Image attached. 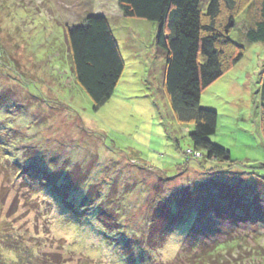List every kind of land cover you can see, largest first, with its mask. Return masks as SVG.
Masks as SVG:
<instances>
[{"label": "rangeland", "instance_id": "374dc122", "mask_svg": "<svg viewBox=\"0 0 264 264\" xmlns=\"http://www.w3.org/2000/svg\"><path fill=\"white\" fill-rule=\"evenodd\" d=\"M237 1L229 37L245 48L244 58L201 96V107L219 115L209 140L231 153L222 163L195 154L194 124L174 115L157 25L123 17L118 0H0V264H128L124 249L137 264H172L180 254L185 263L198 206L157 250L148 231L158 202L200 188V198H257L251 205L264 210V42L245 37L260 4ZM91 16L108 19L125 62L98 110L75 83L66 40L67 27ZM98 207L111 213L108 228ZM259 231L233 233L243 238L234 256L207 264H264Z\"/></svg>", "mask_w": 264, "mask_h": 264}, {"label": "trees", "instance_id": "16d2710c", "mask_svg": "<svg viewBox=\"0 0 264 264\" xmlns=\"http://www.w3.org/2000/svg\"><path fill=\"white\" fill-rule=\"evenodd\" d=\"M257 1L260 4V19L245 33L249 43L264 42V0ZM118 5L123 17L157 25L155 44L166 58L165 93L176 119L182 124L195 126V131L190 134L195 154L202 157L201 153H205L208 160L230 163L231 153L209 140L217 132L219 115L201 107V96L244 58L245 48L229 37L241 13L238 1L118 0ZM66 40L75 83L85 91L98 110L112 98L125 72V62L108 19L91 16L83 25L67 27ZM260 96L261 131L264 137V78ZM42 183L45 193H52L47 182L44 180ZM205 186L200 185L202 189ZM158 188L156 194L162 187ZM198 191L200 188L188 193L182 190L171 204L161 201L153 208L148 242L158 250L164 246L172 230L188 220L189 211L198 206L196 220L185 240L193 250L185 251V263L180 262L183 256L180 254L172 264H207L214 258L221 259L224 253L232 257V250L240 248L243 240L241 237L234 238L233 233L241 229H253L254 232L264 229V214L261 213L264 210L252 206V201L255 202L257 198L250 201L251 205L243 198H200L204 190L197 196ZM89 204L94 205L93 202ZM98 210L97 219L108 228L105 216L111 215L107 212L109 209L98 207ZM115 214V221L119 225V214ZM207 234L216 238H207ZM124 254L128 264L138 263L135 255L127 254L125 249ZM236 257L242 256L237 254Z\"/></svg>", "mask_w": 264, "mask_h": 264}, {"label": "crops", "instance_id": "0c3cea01", "mask_svg": "<svg viewBox=\"0 0 264 264\" xmlns=\"http://www.w3.org/2000/svg\"><path fill=\"white\" fill-rule=\"evenodd\" d=\"M165 57V56H164ZM165 60H166V58H165ZM166 63V62H165Z\"/></svg>", "mask_w": 264, "mask_h": 264}]
</instances>
